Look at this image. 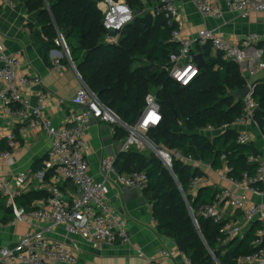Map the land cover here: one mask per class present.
I'll return each mask as SVG.
<instances>
[{
    "label": "built area",
    "instance_id": "2783aa9c",
    "mask_svg": "<svg viewBox=\"0 0 264 264\" xmlns=\"http://www.w3.org/2000/svg\"><path fill=\"white\" fill-rule=\"evenodd\" d=\"M156 15L163 16L168 25L178 24L173 32V38L181 43L180 50L170 55L171 66L169 77L181 86H188L199 75L200 68L196 60L197 45L211 42L215 50L223 52L224 58L240 64L243 74L247 77V85L251 92L243 99L244 112L232 123L218 127L208 125L201 132L211 135L222 134L235 124L246 127L255 125L260 129L255 119L259 103L254 98V87L250 78L255 71L246 66L248 54L246 49L252 44H258L263 37L250 33L240 44L230 42L218 36L213 29L203 28L198 31L197 38L184 37L181 33V14L177 7L178 0H155ZM13 5L12 0H5ZM198 11L205 17L221 18L223 10L219 0H192ZM227 9L242 17L251 12H263L264 0H225ZM98 6L104 14V26L111 33L120 32L126 24L133 21L135 11L127 0H98ZM155 14V13H154ZM115 36L109 40L116 41ZM70 51L65 40L59 42ZM56 67L60 65L58 58L54 59ZM23 64L18 55H8L0 46V121L8 118V127H0V141L6 140L11 150L0 151V160L13 162V152L20 145V136H25L31 130H43L51 139L43 167L35 173L38 179V190H46L47 195L35 201L37 209L26 211L18 206L16 197L22 190L15 188L11 181L0 173V197H5L7 206L12 208L14 223L30 225L31 229L24 233L13 246L0 248V264H76L77 247L73 240L68 243L49 235L56 227H64L67 235L81 236L89 244L107 242L116 244L128 243L130 235L122 212L111 198V187H127L146 189L148 176L146 172L119 173L115 169L116 157L105 156L101 161L103 178L96 180L90 172L87 159L89 145L86 141L87 131L92 119L119 125L127 131L122 143V150L136 148L140 152L152 150L163 158L168 169H172L173 159L198 169H212L210 164L196 160L179 150H169L156 146L150 138L149 131L158 127L163 121L161 105L155 93L146 96V105L140 112L136 124L126 123L110 107L101 102L99 97L84 83L71 98V103L81 107L70 118L69 124L56 125L47 114L48 94L40 91L36 98L30 95L34 87L42 86L44 80L40 75H28L22 70ZM258 68L264 71V60ZM246 71L249 72L245 73ZM263 146L260 153L252 155L250 160L258 163L255 176L244 174L242 179L226 176L231 187L220 188L213 203L202 209L203 215L212 219L220 226L222 243H228L235 238H242L251 225L257 221L262 227L257 230L256 250L239 258L242 264H264V202L251 197H264V132L260 130ZM250 130L240 131L239 143H254ZM52 172L50 181L47 174ZM18 179L24 183L28 179L26 173H20ZM70 182L73 190L70 194L60 188V184ZM203 184L202 176L195 177L190 184V194L195 196ZM259 184V185H258ZM119 194H117V199ZM1 203V202H0ZM240 213L244 224L236 219ZM194 217V214H193ZM236 217V218H235ZM197 224V219L194 217ZM198 225V224H197ZM247 230H246V229ZM162 255L168 256L164 250ZM187 262L192 264L188 259ZM146 264H160L149 259Z\"/></svg>",
    "mask_w": 264,
    "mask_h": 264
},
{
    "label": "trees",
    "instance_id": "16d2710c",
    "mask_svg": "<svg viewBox=\"0 0 264 264\" xmlns=\"http://www.w3.org/2000/svg\"><path fill=\"white\" fill-rule=\"evenodd\" d=\"M21 1L28 10L38 11L41 29L34 32L45 46L46 60L50 61L48 51L63 47L59 43L61 35L84 83L123 121L133 124L146 105V96L153 92L161 105L163 121L149 134L160 145L182 151L210 164L214 170L227 166L231 178L257 174L259 165L250 160L252 155L260 153L254 143H239L238 133L233 129L212 137L200 131L208 125L230 124L244 112L243 101L230 94L245 87L247 77L240 64L225 59L219 50L213 52L211 42L197 45L207 69L200 68L190 85L181 86L168 74L170 55L181 46L173 38L178 24L168 25L163 16L145 11L142 0H127L135 18L115 34L105 28L98 0ZM110 36H115L116 41L109 40ZM253 87L254 98L259 103L255 119L264 132V80H256ZM114 126L117 137H126L124 128ZM2 150H11L6 140L0 141ZM44 159L33 165V172L42 169ZM115 169L119 173L146 172L148 186L143 192L151 204L157 230L172 238L192 264H242L239 258L256 250V233L262 227L259 221L242 238L222 243L220 226L202 213L206 205L215 201L220 187L205 185L195 196L190 194L192 180L203 176L200 169L173 159L177 182L159 155L136 148L122 151L116 157ZM50 176L48 173L47 178ZM46 195V190H31L18 195L16 202L26 211L35 210L37 206L33 203ZM0 202V222L13 221L14 214L6 198L0 197Z\"/></svg>",
    "mask_w": 264,
    "mask_h": 264
},
{
    "label": "crops",
    "instance_id": "0c3cea01",
    "mask_svg": "<svg viewBox=\"0 0 264 264\" xmlns=\"http://www.w3.org/2000/svg\"><path fill=\"white\" fill-rule=\"evenodd\" d=\"M142 1L149 5L148 0ZM12 3L11 6L5 0H0V46L8 55H18L21 58L24 73L28 75L37 74L43 78L44 84L34 87L30 91V95L34 99L40 91L48 94L47 114L53 123L56 125L69 124L73 113L81 109V107L71 103V98L84 85L83 78L70 61L64 47L48 51L50 61L46 60L45 46L35 36L34 32L35 29H41L38 24V11L28 10L26 3L21 0H12ZM219 3L223 10V16L215 18L203 16L192 0H178L177 7L181 14L182 36L196 39L200 29L208 28L213 29L218 36L233 43L240 44L244 37L250 33L261 35L263 37L261 42L264 41V11L251 12L247 17H242L237 13L230 12L225 0H219ZM260 43L252 44L246 49L248 54L246 66L255 71V74L250 78L253 84L256 80L264 77V71L256 67L264 60V44ZM213 52H215L214 48ZM195 53L196 55L199 53L198 48H196ZM55 58L64 59V61L56 67ZM245 73L249 75L248 71ZM0 127L2 129L8 127V118H3L0 121ZM231 129L237 133L250 130L253 134L254 144L259 149L262 148L261 128L259 129L255 125L246 127L242 124H235ZM201 133L206 136H216L206 132ZM85 138L89 145L86 156L89 161L90 172L96 180H101L103 178L101 172L103 157H117L123 151L122 143L125 137H117L114 125L92 119ZM20 139L19 147L13 152L14 161L11 163L0 160V173L9 179L15 188L27 193L31 190H38V179L35 175L36 172H33V165L40 159H46L51 146V139L43 130H31L25 136H20ZM221 169H212L213 172L209 169H200L203 174L201 186L231 187L229 180L224 177L226 170L221 171ZM20 173L28 175V179L24 183L18 179ZM49 173L52 176V172ZM60 188L67 194L73 190L72 185H67L66 182L60 184ZM117 194H119L118 199ZM251 197L256 201L264 202L262 196L251 194ZM111 198L126 220L130 235L128 243L101 242L89 244L81 236L67 235L65 228L61 226L48 232L51 237L58 240L68 243L73 240L76 243L78 259L76 264H146L149 259H154L160 264H189L187 257L178 248L175 241L160 234L157 230V221L143 190L112 186ZM33 205L36 203L34 202ZM236 216L238 222L244 224L241 214L237 213ZM30 229V225L24 223L0 222V248L13 246ZM164 250L169 253L168 256L162 255Z\"/></svg>",
    "mask_w": 264,
    "mask_h": 264
},
{
    "label": "water",
    "instance_id": "95a60500",
    "mask_svg": "<svg viewBox=\"0 0 264 264\" xmlns=\"http://www.w3.org/2000/svg\"><path fill=\"white\" fill-rule=\"evenodd\" d=\"M64 40V38L60 35V42H62ZM65 51H66V47H64ZM70 61L72 62V64L74 65V67L76 68L75 64L73 63L71 56H68ZM196 59L198 61V66L199 68H202L203 70L207 69V63L204 60V57L201 53H198L196 55ZM251 92V86L250 85H246L245 87L238 89L236 91H232L230 96L236 100H242L247 94H249ZM137 120L133 123L136 124ZM150 138L152 139V141L155 143L156 146H160V142L153 136L150 135ZM161 157V156H160ZM161 159L163 160V158L161 157ZM172 173V175L174 176V178L176 179V181L178 182V179L176 177V174L174 173L173 170L169 169ZM187 203L189 204V202L187 201ZM190 207V206H189ZM191 215H193V212L191 210V208H189Z\"/></svg>",
    "mask_w": 264,
    "mask_h": 264
},
{
    "label": "rangeland",
    "instance_id": "374dc122",
    "mask_svg": "<svg viewBox=\"0 0 264 264\" xmlns=\"http://www.w3.org/2000/svg\"><path fill=\"white\" fill-rule=\"evenodd\" d=\"M149 2H150V6H148L147 5V3H144V5H145V11H149V12H151L153 15H155L156 16V7H157V3H156V1L155 0H149ZM155 13V14H154ZM256 67H258V65H256ZM260 79H263L264 80V77H262V78H260ZM209 171H211V172H213L212 171V169H209ZM207 177H208V175L207 174H205ZM206 178V177H205Z\"/></svg>",
    "mask_w": 264,
    "mask_h": 264
}]
</instances>
